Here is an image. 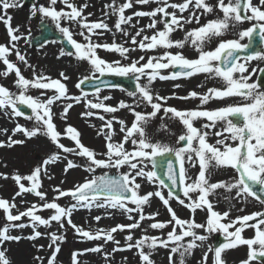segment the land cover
I'll use <instances>...</instances> for the list:
<instances>
[{
    "label": "rangeland",
    "instance_id": "rangeland-1",
    "mask_svg": "<svg viewBox=\"0 0 264 264\" xmlns=\"http://www.w3.org/2000/svg\"><path fill=\"white\" fill-rule=\"evenodd\" d=\"M24 1L0 0V54L7 47L14 61L6 67L0 55V264H219L222 256L264 264V220L254 215L264 204L236 198L246 190L232 188L246 186L233 164L245 157L216 136L209 154L206 131L225 124L203 113L246 109L258 118L241 98L254 77L241 71L263 68L264 56L229 74L219 58L264 30V0ZM43 19L75 42L74 54L55 42L31 48ZM180 63L196 69L175 78ZM104 73L136 78L137 90L80 88ZM20 101L32 116L16 110ZM184 136L190 144L180 148ZM169 150L181 166L178 199L152 177L155 154ZM106 173L124 176L133 199L73 197ZM217 236L225 242L215 250Z\"/></svg>",
    "mask_w": 264,
    "mask_h": 264
},
{
    "label": "flooded vegetation",
    "instance_id": "flooded-vegetation-1",
    "mask_svg": "<svg viewBox=\"0 0 264 264\" xmlns=\"http://www.w3.org/2000/svg\"><path fill=\"white\" fill-rule=\"evenodd\" d=\"M262 55L264 56V51H262ZM261 69L254 68L253 71L252 69H244L241 71L242 75L254 77L252 85L248 89L243 90L244 92L241 98L243 100L250 99L249 103H251L250 105H252V108H256L257 111L260 112L258 113L257 119L250 118L249 112L246 109L240 110L241 115L238 118H234L231 113L228 114L224 111H222L220 116L212 113L210 110H206V118H218L219 121H224L225 124L223 127L219 125L217 130L212 133H207L205 130L206 134L209 136L208 141L212 142L215 139L214 136H216L222 140L224 148L236 149L238 153H241L245 157L243 161L237 162L236 167L239 169L247 168L249 171L264 168V88L259 84L257 78ZM252 86L253 88H251ZM214 95L216 96V94ZM205 99L207 102V97ZM206 102H204V104H207ZM258 102H260V105ZM259 114L261 116L260 118ZM258 119L260 120L256 122ZM230 128L233 130L230 131ZM258 134H261L262 137ZM212 137L213 139H211Z\"/></svg>",
    "mask_w": 264,
    "mask_h": 264
},
{
    "label": "water",
    "instance_id": "water-1",
    "mask_svg": "<svg viewBox=\"0 0 264 264\" xmlns=\"http://www.w3.org/2000/svg\"><path fill=\"white\" fill-rule=\"evenodd\" d=\"M41 29L43 30V34L38 36L33 40V45L35 47L41 46L42 44L46 43L49 39L58 38L63 42L66 49L68 51H72V46L66 41L63 40L59 35H57L51 27L49 28L46 23H41ZM261 34L259 30L255 31L252 35V38H256L252 44V47L256 49L257 44L260 43ZM255 43V44H254ZM231 48L227 51L226 56L232 55L233 57H239L245 50ZM247 53V52H246ZM249 53V52H248ZM250 54V53H249ZM248 54V55H249ZM247 55V54H246ZM186 67L182 66L178 69H185ZM264 78V73L262 74V79ZM115 84V85H124L131 90L135 89L134 81L130 78H106L104 85L108 84ZM184 140L182 144L184 145ZM186 143V142H185ZM153 175L160 179L170 190L172 194L175 196H180L182 193L181 189V180H180V171L178 166V161L174 154L172 153H165L159 154L155 159V170ZM80 196L84 197H91L95 195H103V196H111V197H122V198H130L132 193L130 190L127 189L125 186L124 179L117 175H106L104 178L100 180V182L88 189L84 192L79 194Z\"/></svg>",
    "mask_w": 264,
    "mask_h": 264
},
{
    "label": "bare ground",
    "instance_id": "bare-ground-1",
    "mask_svg": "<svg viewBox=\"0 0 264 264\" xmlns=\"http://www.w3.org/2000/svg\"><path fill=\"white\" fill-rule=\"evenodd\" d=\"M7 63H8V61L5 59L4 60V65H6L7 66ZM91 116H92V118H94V117H99L98 115L96 116V114H91ZM97 120V119H96ZM104 123V122H103ZM102 126H105V124H102ZM202 207H203V205H202ZM194 252H198V248L197 247H195V248H191L190 249V255L187 253V255H186V258L189 260V262H192V258H193V253ZM227 255H229V254H227ZM225 259H227V260H225ZM223 262V264H232V262H228L229 261V257L228 258H226V257H220V260L218 261V263L219 264H222V262Z\"/></svg>",
    "mask_w": 264,
    "mask_h": 264
}]
</instances>
